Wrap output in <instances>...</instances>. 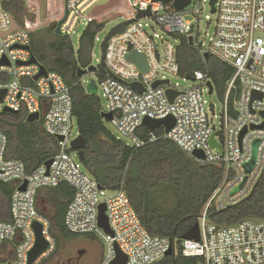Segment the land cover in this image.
<instances>
[{
	"label": "built area",
	"instance_id": "built-area-1",
	"mask_svg": "<svg viewBox=\"0 0 264 264\" xmlns=\"http://www.w3.org/2000/svg\"><path fill=\"white\" fill-rule=\"evenodd\" d=\"M9 1L0 0V112L10 108L18 113L22 107L28 116L39 112L46 130L58 139L59 150L49 168L45 162L30 172L22 160L6 157L8 137L0 131V181L17 185L11 195L12 220L0 219V264H28L37 241L36 223L49 247L32 264H41L55 250L50 220L40 213L37 199L41 189L63 182L75 191L65 225L71 233L102 236L106 249L99 264H113L120 254L126 257L124 264H152L164 258L170 248L172 254L180 252L176 241L147 231L123 188L100 189L72 147L78 135L73 137L76 119L70 88L58 72L46 67L47 72L41 73L43 64L31 48L35 31L51 25L56 28L64 18L61 35L69 36L79 23L87 27L120 18L116 27L126 22L123 31L107 42L106 75L94 78L98 93L102 90L108 100V110L103 111L113 112L109 122L117 129L118 139L134 147L155 142L160 136L154 130L149 129L146 137L138 134L145 118L173 115L175 124L168 133L164 131V137L200 162L224 166L223 178L198 218L199 239L182 238L181 253L200 257L205 264H264V219L246 218L222 225L209 216L211 208L222 210L251 195L264 174V0H215L214 4L213 0H190L181 10L175 0H116L98 11L97 6L111 0H46V14L43 0H23L25 10L19 17L6 8ZM147 11L150 14L138 17ZM204 20L206 29L202 31ZM166 36L174 42L165 40ZM181 36L192 37V46L204 58L209 53L234 68L218 112L207 98L217 92L207 70L180 75L177 46ZM97 41H101L99 33ZM134 51L145 54L146 71L129 58ZM33 56L36 62L30 61ZM172 76L192 84L174 83ZM158 80L168 82L154 87ZM134 82L143 90L134 88ZM169 89L176 92L172 101ZM212 137L222 150L212 145ZM196 150H202L204 158L196 157ZM253 158L248 171L246 165ZM25 182V189H20ZM102 204L111 233L99 226ZM15 238L18 242L14 245L11 241Z\"/></svg>",
	"mask_w": 264,
	"mask_h": 264
},
{
	"label": "trees",
	"instance_id": "trees-1",
	"mask_svg": "<svg viewBox=\"0 0 264 264\" xmlns=\"http://www.w3.org/2000/svg\"><path fill=\"white\" fill-rule=\"evenodd\" d=\"M5 6L16 17L25 10L23 0H11ZM103 28V23H90L76 50L71 37L57 34L55 26L51 25L46 27L49 34L40 43L31 39V48L37 59L49 70L61 74L70 88L78 132L86 142L82 148L85 153L82 163L87 172L107 190L123 188L151 235L168 237L173 243H178L180 252L177 255H166L152 264H205L200 257L183 255L180 245L183 235L198 221L207 200L221 182L224 166L198 161L164 137L162 127L154 129L159 139L142 147L130 146L117 138L107 125L109 121L102 117L101 97L88 93L82 77L78 75L80 67L85 68L93 62L95 37ZM177 61L182 76L193 75L197 69L207 70L219 98L224 99L228 81L234 74L231 64L214 55L204 58L185 36L180 37L177 46ZM97 70L99 77L106 75L103 66ZM27 118L28 112L24 107L16 114L0 112V131L8 137L6 157L22 160L31 172L58 152L59 143L46 130L42 117L33 122ZM149 132L144 125L138 130L141 137H146ZM16 187L12 182L0 181L2 220H12L10 202ZM74 194V189L65 182L39 191L38 209L50 220L56 240L55 250L49 256L51 260L61 256L67 240L81 235L71 233L64 221ZM209 216L213 222L222 225L235 224L246 218L264 219V174L251 195L222 210L211 208ZM16 242L17 238L11 241L14 245ZM55 262L62 264L60 259Z\"/></svg>",
	"mask_w": 264,
	"mask_h": 264
},
{
	"label": "water",
	"instance_id": "water-1",
	"mask_svg": "<svg viewBox=\"0 0 264 264\" xmlns=\"http://www.w3.org/2000/svg\"><path fill=\"white\" fill-rule=\"evenodd\" d=\"M44 1V13L46 14V0H43ZM116 0H111L110 3H107V4H104V5H100V6H97L95 8L96 11L98 10H101L103 8H105L106 6H108L109 4H111L112 2H114ZM165 2H167L168 0H164ZM215 0H213L212 4H214ZM190 3V0H175V6L177 9L181 10L182 8L186 7L188 4ZM213 10H214V7H213ZM145 13H148L150 14L149 11L147 12H141L138 17H142ZM65 20L62 19L58 22L56 28H55V32L57 34H60L61 35V29H60V26L61 24L63 23V21ZM126 22H123L121 23L120 25L116 26V27H113L109 32L108 34L105 36V38L103 39L102 43H101V48H102V56H101V66L105 67L106 66V63H105V53H106V48H107V42L109 40V38L114 34V33H118V32H121L123 31L124 29V26H125ZM18 25L16 24V22L13 21V27H17ZM189 42L190 44L192 45L193 43V39L192 37H189ZM205 58H208L209 57V53H205ZM129 58L135 62L139 68H141V70L143 71H146L148 69V64H147V58L145 56V54H142V53H138V52H131L129 55ZM31 62H36L37 59L35 56L32 57V59L30 60ZM97 69V66L94 65V64H91L88 68H83V67H80L79 70H78V75L79 76H82L88 72H94L96 71ZM46 67L44 65L41 66V73H46ZM40 75V74H39ZM39 75H37L36 77H38ZM168 80H158L156 82H154L153 86H158L162 83H167ZM208 85L210 87V93H212L213 91V84L211 81L208 82ZM132 86L140 91L143 90L142 88V85L138 82H134L132 83ZM86 90L88 93H93V94H98V84L96 82V80L94 78H92L90 80V82L87 84L86 86ZM167 94L169 95V98L171 99V101L174 99L175 95H176V92L173 91V90H167ZM5 112H11V113H14L16 114L17 111L15 110H12L10 108H5L4 109ZM102 117L108 121H110L112 118H113V112L112 111H103L102 113ZM40 119V113L39 112H36V113H33V114H30L27 118L28 121L30 122H33L35 120H38ZM175 124V117L173 115H169L165 118H161V119H152V118H145L144 120V125L150 129V130H154L156 128H159V127H164V131L166 133H168L171 128L174 126ZM59 139H62L63 137H58ZM85 138L82 134H78V136L72 140V147L74 149H76L78 151V155H79V158L81 160H84L85 159V153H84V150L82 149L85 145ZM211 143L213 146H219L214 137L211 138ZM220 147V146H219ZM221 148V147H220ZM222 150V148H221ZM196 157L198 158H204V154H203V151L202 150H196L194 151L193 153ZM253 162H254V158L253 160L248 163L246 165L247 167V170L249 171L253 165ZM52 163V159H49L48 161H46V165L47 167L49 168L50 165ZM26 187V182L20 186V189H25ZM99 188L102 189L103 187H101L99 185ZM237 190V189H236ZM99 226L101 228H103L104 230H106L107 232L111 233V230H110V225H109V221H108V216L106 214V206L104 204H102L99 208ZM35 229L37 231V241H36V244L34 246V248L31 250L30 254H29V262L28 264H32L33 261L41 254L43 253L48 247H49V242L44 238L42 232H41V226L40 224L36 223L35 224ZM183 238L185 239H199V225H198V222H196L194 224V226L190 229V231H188L185 235H183ZM172 254V248H170L167 252V255H171ZM126 261V257L123 255V254H120L119 257L114 261L113 264H124Z\"/></svg>",
	"mask_w": 264,
	"mask_h": 264
},
{
	"label": "rangeland",
	"instance_id": "rangeland-1",
	"mask_svg": "<svg viewBox=\"0 0 264 264\" xmlns=\"http://www.w3.org/2000/svg\"><path fill=\"white\" fill-rule=\"evenodd\" d=\"M101 1L104 2L106 0H101ZM206 12L207 13L209 12L208 7L205 8V13ZM120 21H122L120 18L108 19L104 23V28L99 32L101 41L95 42L93 48V58H92L94 61V65L97 66V69L101 68L100 62L96 60V59H101L102 56L101 43L105 38V36L108 34V32L111 30V28L116 24H118ZM200 27L202 31H205L206 29L205 20L201 22ZM85 28L86 25L84 23H79L76 32L70 36L76 50L79 47L80 37L83 34ZM48 34L49 31L46 29V27L40 28L32 34L31 39L32 40L35 39L34 41L35 43L36 42L40 43L41 40H43L46 36H48ZM165 40L174 42V39L168 36L165 37ZM161 49L163 50V48ZM97 69L94 72H88L81 76L84 87L87 86V84L90 82L92 78H95L97 80L99 79L97 74L98 71ZM171 79L174 83L179 82L180 84L185 86H189L192 84L191 81H184L180 76H172ZM98 94L101 97L103 109L108 110V100L105 96H103L102 90H100ZM207 98L210 103L216 106L218 112L221 109V100L217 92L213 93L212 95L207 94ZM107 125L115 134H118L117 129L110 122H108ZM77 135H78V127L75 121L73 128V137H76ZM105 249H106V244L102 236L98 233H90L88 235L86 234L76 235L73 237V239L67 240L65 242L64 249L62 252H60L61 255L60 257L51 260L49 257L51 255L50 253L43 259L41 264H55L56 263L55 261L58 259H60V262L62 264H99L100 259H102L103 257Z\"/></svg>",
	"mask_w": 264,
	"mask_h": 264
},
{
	"label": "flooded vegetation",
	"instance_id": "flooded-vegetation-1",
	"mask_svg": "<svg viewBox=\"0 0 264 264\" xmlns=\"http://www.w3.org/2000/svg\"><path fill=\"white\" fill-rule=\"evenodd\" d=\"M100 261H101V259H100Z\"/></svg>",
	"mask_w": 264,
	"mask_h": 264
}]
</instances>
